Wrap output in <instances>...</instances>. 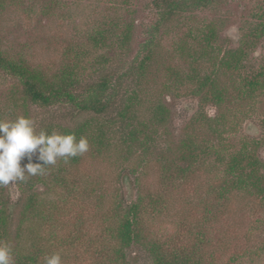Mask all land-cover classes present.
<instances>
[{
    "label": "rangeland",
    "instance_id": "obj_1",
    "mask_svg": "<svg viewBox=\"0 0 264 264\" xmlns=\"http://www.w3.org/2000/svg\"><path fill=\"white\" fill-rule=\"evenodd\" d=\"M3 1V7L0 6L2 49L21 55L50 75L61 67L67 47L86 43L89 34L101 29L110 31L112 45L94 53L92 59L94 55H104L109 59L105 67L112 71L124 67L138 57L142 46L151 39V28L159 19L155 0ZM210 28L215 36L209 42L206 36ZM129 30V40L121 46V40ZM155 45L160 61L174 65L183 74L191 75L195 71L201 78L215 77L232 96L220 103L203 105L190 94L196 83H171L160 76L157 79L159 89L164 84L166 90L159 96L170 111L167 127L155 125L146 100L136 106L140 120L153 132L149 152L140 147L129 155L121 152L120 134L112 130L107 136L111 149L104 154L105 158L97 159L95 163L86 158L74 170H69V174L67 165L63 164L59 169L58 160L54 166L46 168L44 175L0 186V202L9 197L16 204L12 211L14 234L22 219L25 201L36 193L43 204L56 203L70 210L64 215L68 226L57 228L53 236L39 224L42 244H47L50 253H59L63 264H88L81 245H68V239H64L78 217L84 220L81 231L86 235L95 232L98 226L86 204H74L59 185L60 177L69 179L78 175L87 182L100 180L107 195L120 196L127 203L143 198L149 201L151 197H160L168 203L161 214H156L153 208L150 211L155 216H149V226L158 240L179 236L186 242L187 230H199L205 212L203 207L208 205L213 212L209 215L212 217L209 236L214 242L219 237L228 245L225 253L216 257L215 263L264 264V207L259 200L236 193L228 201V207L219 212L213 197L208 194L211 185L223 177V161L233 154L256 147L264 161V87L254 95L234 92L244 77L264 75V0H223L207 10L176 18L160 29ZM228 53H238L240 57L238 70L233 74L220 65ZM84 77L86 81H93L98 74L93 69ZM132 90L130 88V93ZM111 115L114 117L116 113L106 118ZM21 116L34 121L37 133L50 131L51 134L53 131L62 134L67 126L78 127L91 121L98 125L107 120L95 116L77 117L74 111L65 107L28 110L18 83L0 70V120L11 122ZM197 118L202 122L198 123L194 135L199 144L205 142L210 149L196 163L179 161L186 126ZM165 158L175 159L184 168L189 166L192 170L187 179L179 177L165 183L160 171ZM28 162L27 158L22 159L21 166ZM32 162L44 166L35 156ZM179 223L186 227L180 228ZM128 254L133 264H150L149 254L139 246L131 247Z\"/></svg>",
    "mask_w": 264,
    "mask_h": 264
},
{
    "label": "trees",
    "instance_id": "obj_2",
    "mask_svg": "<svg viewBox=\"0 0 264 264\" xmlns=\"http://www.w3.org/2000/svg\"><path fill=\"white\" fill-rule=\"evenodd\" d=\"M222 2L223 0H155L159 19L151 28V39L142 46L138 57L114 71L109 70L108 66L105 67L109 64V59L104 55H94L92 59L94 53L112 45L110 31L104 29L89 34L84 44L67 47L62 65L54 75L41 67H34L19 54L3 50L0 43V70L18 83L28 110L48 111L65 107L74 111L77 117L85 115L107 119L105 123L98 125L91 121L78 127H64L62 134H74L77 140L86 137L90 147L88 152L69 158L67 163L60 159L59 169L65 164L69 174V170H74L86 158L92 159L94 163L97 159L105 158L104 154H108L111 149L107 136L112 130L120 134L119 145L122 151L118 147L119 151L129 155L133 149L140 147L149 152L150 142L154 140L153 132H150L146 122L140 120L136 106L146 100L150 104L149 109L155 125L167 127L170 111L159 96L162 90H166L164 84L159 89L157 79L160 76L171 83H196L197 86L190 94L203 105L209 102L220 103L232 96L228 88L221 86L215 77L201 78L195 71L191 75L183 74L174 65L160 61L155 49L157 34L166 24ZM3 3L0 0L1 8ZM130 32L127 31L123 36L121 46L129 40ZM213 36L214 30L210 28L206 40L210 42ZM220 65L233 74L240 65L239 54L224 55ZM93 69L98 78L86 81L85 74ZM263 87L264 75L259 78L244 77L234 92L242 91L254 95ZM130 88H133L131 93ZM111 113L116 115L106 118ZM201 120L197 118L186 126V138L181 141L182 157L178 158L179 161L193 160L196 163L209 151V146L205 142L199 144L194 135ZM48 134H51L50 131ZM222 164V179L208 190L218 211L226 209L228 201L236 193L248 194L259 200L264 207V161L256 147L244 148ZM191 170L189 166L184 168L170 158H165L160 168L165 183L179 177L186 180ZM58 182L66 196L73 199L74 204H86L92 211L93 222L98 225L95 232L86 235L81 231L84 220L78 217L72 223L73 229L68 233L69 236L64 238L68 239V245H81L88 264H133L128 254L133 246H139L149 254L150 264H216V257L228 249V245L221 238L216 237L214 242L209 236L212 222L209 215L213 212L208 205L203 207L205 212L199 230L193 232L187 227L189 229L186 242L179 236L163 241L155 238L149 226L152 208L156 214H161L168 207V203L160 197L127 203L120 196L107 195L100 180L87 182L77 175L69 179L60 177ZM15 199L18 204V197ZM1 200L0 241L12 246L14 264H43L44 256L55 252L50 253L47 244H42V229H47L48 234L53 236V231L57 228L67 227L68 221L64 215L70 210L56 203L43 204L38 194H31L24 203L22 219L14 234L12 211L16 204L9 197ZM39 224L42 229H39ZM179 226L183 229L186 227L181 223Z\"/></svg>",
    "mask_w": 264,
    "mask_h": 264
},
{
    "label": "clouds",
    "instance_id": "obj_3",
    "mask_svg": "<svg viewBox=\"0 0 264 264\" xmlns=\"http://www.w3.org/2000/svg\"><path fill=\"white\" fill-rule=\"evenodd\" d=\"M89 147L86 137L77 140L74 134L37 133L30 118L21 116L11 122L0 120V186L44 175L48 166H54L60 159L67 163L69 158L88 152ZM34 156L44 166L33 163ZM24 158L29 162L21 166ZM0 264H14L12 250L3 241H0ZM43 264H63L62 257L59 253L46 255Z\"/></svg>",
    "mask_w": 264,
    "mask_h": 264
}]
</instances>
